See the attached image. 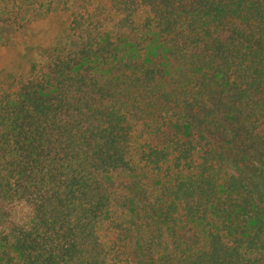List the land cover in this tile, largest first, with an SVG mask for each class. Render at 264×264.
Wrapping results in <instances>:
<instances>
[{"label":"trees","instance_id":"obj_1","mask_svg":"<svg viewBox=\"0 0 264 264\" xmlns=\"http://www.w3.org/2000/svg\"><path fill=\"white\" fill-rule=\"evenodd\" d=\"M56 2L0 0V26ZM60 2L62 43L0 92L16 264H264V0Z\"/></svg>","mask_w":264,"mask_h":264},{"label":"rangeland","instance_id":"obj_2","mask_svg":"<svg viewBox=\"0 0 264 264\" xmlns=\"http://www.w3.org/2000/svg\"><path fill=\"white\" fill-rule=\"evenodd\" d=\"M29 16L31 20L22 31L14 32L9 27L0 26V92L14 90L25 76L29 63L61 44L66 34L68 13L60 0L48 12L34 11ZM147 52L155 54L156 46L151 45ZM103 180L109 190L122 193L120 189L125 188L133 177L116 172L106 175ZM128 206L132 207V203ZM29 218V207L23 202H0V233H7L14 224L29 222ZM0 250L12 256L13 264L19 260L10 240L0 241ZM130 261L132 264H146L135 250Z\"/></svg>","mask_w":264,"mask_h":264}]
</instances>
